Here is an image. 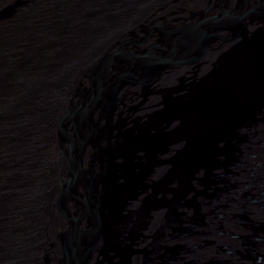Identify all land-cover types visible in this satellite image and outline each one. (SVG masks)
I'll return each mask as SVG.
<instances>
[{
  "label": "water",
  "instance_id": "1",
  "mask_svg": "<svg viewBox=\"0 0 264 264\" xmlns=\"http://www.w3.org/2000/svg\"><path fill=\"white\" fill-rule=\"evenodd\" d=\"M41 1L57 15L32 19L49 23L27 36V21L15 23L18 12L0 0V122L44 113L38 100L50 89L40 73L4 74L17 62L6 51L49 64L67 38L88 48L113 35L99 22L114 14ZM189 1L96 52L58 130L64 166L45 214L57 234L31 264H264V0H201L193 12ZM36 81L38 97L27 90ZM234 157L255 163L250 181L232 179ZM27 210L12 224L29 244ZM21 251L0 249V264H27Z\"/></svg>",
  "mask_w": 264,
  "mask_h": 264
},
{
  "label": "bare ground",
  "instance_id": "2",
  "mask_svg": "<svg viewBox=\"0 0 264 264\" xmlns=\"http://www.w3.org/2000/svg\"><path fill=\"white\" fill-rule=\"evenodd\" d=\"M100 1L106 3L105 0ZM100 1L84 0L82 3V0H76L77 5H74V2L72 4L77 9H85V12H90L91 14H96L97 11L105 13V17L114 14L112 16L114 19H104L106 22H99L101 27L108 30V33L114 31L113 35L108 37V41L96 43V46L92 44L91 46L86 45L88 48H81L74 39L67 38L68 32L59 29L60 37L68 40L65 45L61 46L63 49L55 48V51L53 50L54 56L49 64L41 63L40 61L38 63H22L19 59L21 56L18 53V48H10L9 52L6 51V53L15 56L17 62L14 68H6L7 70L3 72L4 74H8L6 71H13V73L21 74L20 76L33 77L35 74L40 73L44 83L50 86L49 93H46L45 88H42V96L38 100V105L44 110V113H36V111H31L29 114L26 113L27 115H22L23 113H21L14 116L15 120H12V122H0V249L10 251L16 250L18 247L21 248L23 259L27 264L32 263L33 253L39 247L42 249L41 252H43L49 235L54 236V234H57L56 223L50 214L51 212L48 215L45 214L46 210L56 204L58 199L61 169L64 166L63 153L58 142V130L76 94L75 92L85 81V73L91 68L96 52L108 49L107 47L115 40L112 37H121L130 29L144 23L151 15L166 14L175 7L166 4V0H130L134 3V6H132L131 10L121 9L126 14L123 16V12L117 10L118 8H110L108 4L100 6ZM119 1H123L122 5L124 6V0ZM200 2L201 0L189 1V3H186L188 5L187 8L193 12L198 8ZM7 3L18 12L15 15L16 17L12 18L16 22L11 20L12 23H17L18 21L24 25L23 22L27 21L26 30L32 29L27 36L36 35L37 32L34 33L35 28L42 30L43 26L49 23L47 17L41 23L32 24L30 27L32 19H41L44 14L49 16L57 15L55 11L51 14L54 9L53 6L46 4V2H39V0L35 1V3L30 0H7ZM143 5L145 6L143 7ZM70 12L73 13L74 11L70 10ZM87 22L84 18L78 19L79 24L83 25L87 24ZM109 26H111V29H109ZM5 33L13 38L11 42L14 43L12 29H8ZM64 48L66 49L64 50ZM69 56L73 58L67 60ZM22 83L25 84L24 80ZM36 83L35 87L31 83L27 90L38 97L39 86L43 87V85L41 82L38 83L36 81ZM0 88L2 89L1 86ZM2 106L4 104L0 103V107ZM21 106L25 107L22 104ZM16 119L18 120L16 121ZM83 139L84 141L81 140V142L83 147H85L87 140L85 137ZM242 160L239 157H234L233 161H230L231 177L232 179L238 178V180H241L243 178L245 181H250V178L253 177L257 170L255 167L252 168L255 163ZM246 167L248 168L246 169ZM234 181L237 180L235 179ZM246 187H248V184H246ZM14 197L18 198L12 201ZM22 206L28 209L27 214L32 219L28 218L26 223L33 225L31 230L36 234L34 239L29 241V244L28 240L21 237V234L13 229L12 224L13 222H17L20 225L24 224L21 222L24 219L21 214ZM35 218L37 219L35 220ZM43 226H46L44 230ZM26 235L28 236L29 232H26Z\"/></svg>",
  "mask_w": 264,
  "mask_h": 264
},
{
  "label": "rangeland",
  "instance_id": "3",
  "mask_svg": "<svg viewBox=\"0 0 264 264\" xmlns=\"http://www.w3.org/2000/svg\"><path fill=\"white\" fill-rule=\"evenodd\" d=\"M184 0H166V4H168V5H170V6H175V8H176V6H178L179 4H182V2H183ZM192 0H190V2H191ZM165 4V5H166Z\"/></svg>",
  "mask_w": 264,
  "mask_h": 264
}]
</instances>
